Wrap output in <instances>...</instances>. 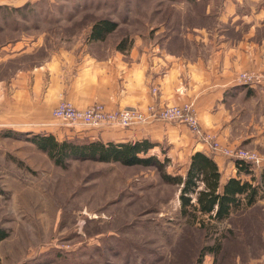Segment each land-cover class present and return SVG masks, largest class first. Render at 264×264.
<instances>
[{"label": "rangeland", "instance_id": "rangeland-1", "mask_svg": "<svg viewBox=\"0 0 264 264\" xmlns=\"http://www.w3.org/2000/svg\"><path fill=\"white\" fill-rule=\"evenodd\" d=\"M201 7L186 0H0V44L85 48L97 59H210L229 45L230 59H264L263 30L202 31ZM100 19L119 26L106 41L90 42ZM246 72L256 83L240 80ZM236 80L235 95L247 89L241 104H264V68L247 67ZM159 145L152 154L170 158L166 171L184 176L187 156L167 141ZM179 195L154 167L93 160L61 167L29 146L25 158L0 160V228L9 231L1 257L4 264H264V203L203 226L181 214ZM217 243L219 255L208 254Z\"/></svg>", "mask_w": 264, "mask_h": 264}, {"label": "crops", "instance_id": "crops-1", "mask_svg": "<svg viewBox=\"0 0 264 264\" xmlns=\"http://www.w3.org/2000/svg\"><path fill=\"white\" fill-rule=\"evenodd\" d=\"M195 4L202 6V31L242 26L250 32L264 31V0H196ZM228 48L222 45L210 59H97L85 48L51 52L25 41L1 43L0 160L12 153L25 158L29 146L40 150L28 140L33 134L104 142L150 139L167 141L187 156L188 163L194 152L202 151L214 157L223 181L237 177L235 161L212 153L182 123L72 128L52 116L61 97L79 108L102 103L115 110L194 103L204 131L264 159V104H241L247 89L234 93L241 85L236 82L238 73L247 67L264 68V59H230ZM254 174L264 183V162L254 166ZM262 203L264 198L256 205ZM0 260L4 264L1 254Z\"/></svg>", "mask_w": 264, "mask_h": 264}, {"label": "trees", "instance_id": "trees-1", "mask_svg": "<svg viewBox=\"0 0 264 264\" xmlns=\"http://www.w3.org/2000/svg\"><path fill=\"white\" fill-rule=\"evenodd\" d=\"M186 1L196 3V0ZM118 26L117 22L110 19H100L92 25L88 40L93 43L104 42ZM125 42L122 40L119 43L118 50H126ZM28 140L61 167H66L72 160L154 167L166 183L180 188L181 214L203 226H206L207 221L214 224L228 222L235 213L254 207L264 198V183L255 176L254 164L244 160L235 161L238 176L223 181L214 157L202 151L191 155L184 176L169 174L166 167L171 159L166 156L163 161L152 154L160 145L150 139L104 142L77 137L58 140L52 134H33ZM8 237L9 231L0 228V241ZM206 249L208 254L217 257L222 245L217 243Z\"/></svg>", "mask_w": 264, "mask_h": 264}, {"label": "built area", "instance_id": "built-area-1", "mask_svg": "<svg viewBox=\"0 0 264 264\" xmlns=\"http://www.w3.org/2000/svg\"><path fill=\"white\" fill-rule=\"evenodd\" d=\"M258 78V76L246 72L241 75L240 80L244 83H256ZM52 116L72 128H132L155 122L182 123L190 129L195 138L205 143L216 155L225 156L233 161L251 162L256 167L262 166L264 162L263 157L257 152L223 144L216 136L204 131L194 103L164 106L151 103L145 108L115 110L108 109L102 103H93L85 108H79L65 97H61L52 111Z\"/></svg>", "mask_w": 264, "mask_h": 264}]
</instances>
